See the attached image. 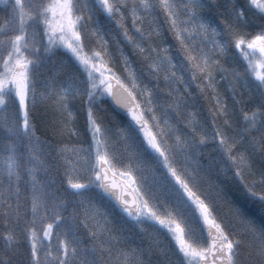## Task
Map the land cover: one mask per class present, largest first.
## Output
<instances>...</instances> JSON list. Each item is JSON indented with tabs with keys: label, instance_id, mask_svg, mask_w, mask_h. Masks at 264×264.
<instances>
[{
	"label": "snow or ice",
	"instance_id": "1",
	"mask_svg": "<svg viewBox=\"0 0 264 264\" xmlns=\"http://www.w3.org/2000/svg\"><path fill=\"white\" fill-rule=\"evenodd\" d=\"M0 4V264H264V0Z\"/></svg>",
	"mask_w": 264,
	"mask_h": 264
},
{
	"label": "trees",
	"instance_id": "2",
	"mask_svg": "<svg viewBox=\"0 0 264 264\" xmlns=\"http://www.w3.org/2000/svg\"><path fill=\"white\" fill-rule=\"evenodd\" d=\"M4 15H5L4 14V6H3V4H0V22H2Z\"/></svg>",
	"mask_w": 264,
	"mask_h": 264
}]
</instances>
